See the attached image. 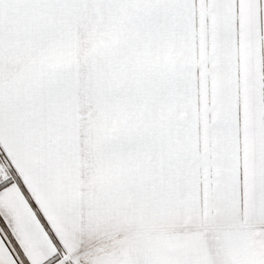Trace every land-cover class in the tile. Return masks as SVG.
<instances>
[{"label": "snow or ice", "instance_id": "6c2138e0", "mask_svg": "<svg viewBox=\"0 0 264 264\" xmlns=\"http://www.w3.org/2000/svg\"><path fill=\"white\" fill-rule=\"evenodd\" d=\"M0 264H264V0H0Z\"/></svg>", "mask_w": 264, "mask_h": 264}]
</instances>
